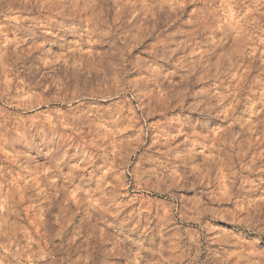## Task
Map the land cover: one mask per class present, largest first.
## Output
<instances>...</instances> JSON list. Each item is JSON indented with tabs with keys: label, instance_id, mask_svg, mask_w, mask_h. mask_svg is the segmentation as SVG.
<instances>
[{
	"label": "clouds",
	"instance_id": "9594fccd",
	"mask_svg": "<svg viewBox=\"0 0 264 264\" xmlns=\"http://www.w3.org/2000/svg\"><path fill=\"white\" fill-rule=\"evenodd\" d=\"M0 264H264V0H0Z\"/></svg>",
	"mask_w": 264,
	"mask_h": 264
}]
</instances>
